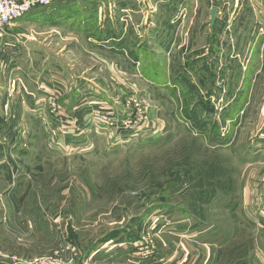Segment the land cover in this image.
Returning a JSON list of instances; mask_svg holds the SVG:
<instances>
[{
	"label": "rangeland",
	"instance_id": "rangeland-1",
	"mask_svg": "<svg viewBox=\"0 0 264 264\" xmlns=\"http://www.w3.org/2000/svg\"><path fill=\"white\" fill-rule=\"evenodd\" d=\"M177 1L151 2L153 40L137 38L150 13L130 0L126 39L103 42V0L85 15V55L49 27L0 44V236L62 212L45 256L95 264L61 236L89 248L124 235L140 264H206L211 251L209 264H264V9L183 0L168 19Z\"/></svg>",
	"mask_w": 264,
	"mask_h": 264
},
{
	"label": "crops",
	"instance_id": "crops-1",
	"mask_svg": "<svg viewBox=\"0 0 264 264\" xmlns=\"http://www.w3.org/2000/svg\"><path fill=\"white\" fill-rule=\"evenodd\" d=\"M97 1L100 3V1L102 2L103 0H85V4L87 5L85 11H81L79 8H77L79 5H76L75 12H73V8H71L72 5H70L71 7L63 6L62 10L60 11V14L55 15V18L52 21L49 18L36 16L39 11H41L40 13H42L44 10L45 12L47 10L49 11L50 9H48V7H44L39 10L37 9L31 12V14H27L24 17L14 21L9 27L5 28L4 32L0 36V44L4 42L3 46L6 47V50L8 52H10L13 49L19 48L18 44L29 36L28 31L32 27H49L52 32L57 31V29H61V34H63V37H60V39L66 42L73 41L76 49H78V52L81 55H85L86 53L90 52L89 50H91V41L96 42L94 39L88 40L89 38L87 37V35L84 34V32L88 31V29L91 27L93 21L92 14L89 18H86L85 15H88L87 13H89V11H92V13L95 12V8L97 7V5L94 2ZM128 1L130 0H107V7H105L103 3H100V6L97 7L99 9L98 19L99 22H102L105 27L104 31L114 33L112 37L102 38L101 40L103 42L109 41L108 43L111 44L115 40L123 41L124 39H126L127 32L125 29L127 28V25L129 26L130 22L128 23V20H126L124 16L125 14L122 15L120 11H133V9L136 10V5H131L128 3ZM157 1H162V5L165 6L166 0H143L144 5L142 7H146L148 11V13L146 14L150 13V15H146V17L141 20L143 28H140L141 32L139 33L138 31V34H136L139 40H144L146 37L153 40L154 37H157L158 28L156 27L157 24L154 21L157 18L156 10H154V12L150 11V9L152 8L151 2L157 3ZM180 1L182 2L183 0H178L174 5H171V11H174L175 15H169L168 19L175 21L180 19V15L178 14L180 9H177L176 11V7H180L181 9L182 7H184V5L182 6L179 4ZM186 1L189 2L192 0ZM261 1L263 2V5L261 4ZM122 5H124L125 7H123ZM238 5L239 0H234L233 6ZM250 5L251 7L255 6V8L259 10L260 8L264 9V0H258L257 2L255 1V3L253 2ZM102 8H104L103 15ZM214 9H216V22L218 20L220 21L222 17V13H220V8L216 7ZM51 10L55 11V8ZM55 13H57V11H55ZM174 33L175 32L172 31V35L170 36L171 42H173ZM100 36L101 35H97V37ZM114 36L119 38H113ZM97 44H99L98 41ZM104 48L106 49L107 47ZM260 131V136L257 140L258 144L260 145L258 151H261L260 153H263L264 126ZM39 215L38 218L47 217L46 212H40ZM48 217L52 222L47 223L46 221H37L35 225V230L29 237L24 236L22 233L20 236H18V234H16V229L11 231V233H7L6 235L3 233L2 236H0V264H24V262L30 258L45 256L44 254L47 252V248L50 246L53 240L55 241L54 234H51V232L48 231V225H53L52 227L55 228L61 226L62 224L60 223V220L63 218V213H51L50 215H48ZM12 219H15V217H12ZM52 227H50V229H52ZM55 234L58 233L55 232ZM83 234L84 231L79 230V228H76L73 233V235L75 236H81ZM48 236H50L51 239L48 240ZM65 237L66 235L61 236V239L57 245L58 247L60 244L64 243L68 245L71 249H74L77 256L83 255L84 257H86L87 260H91L95 264L141 263V260L139 261V256L135 254V249L130 250V246L128 243H126V237L124 235H120L112 241L110 240L102 244L98 243L95 246L92 245L89 248L85 247V244L82 242L81 244L79 242H73V244L65 242ZM4 242L6 244H4ZM198 251L200 250L198 249ZM205 256H208L205 257L206 264L213 262L212 251L210 252V255L205 254ZM201 260L202 259L197 261L196 264H200Z\"/></svg>",
	"mask_w": 264,
	"mask_h": 264
},
{
	"label": "built area",
	"instance_id": "built-area-1",
	"mask_svg": "<svg viewBox=\"0 0 264 264\" xmlns=\"http://www.w3.org/2000/svg\"><path fill=\"white\" fill-rule=\"evenodd\" d=\"M75 0H0V36L5 28L25 15L54 4ZM24 264H77L73 258H62L58 255L33 257ZM84 264V263H83ZM91 264V263H85Z\"/></svg>",
	"mask_w": 264,
	"mask_h": 264
},
{
	"label": "water",
	"instance_id": "water-1",
	"mask_svg": "<svg viewBox=\"0 0 264 264\" xmlns=\"http://www.w3.org/2000/svg\"><path fill=\"white\" fill-rule=\"evenodd\" d=\"M215 17H216V9L213 8L210 10V26L214 24Z\"/></svg>",
	"mask_w": 264,
	"mask_h": 264
},
{
	"label": "trees",
	"instance_id": "trees-1",
	"mask_svg": "<svg viewBox=\"0 0 264 264\" xmlns=\"http://www.w3.org/2000/svg\"><path fill=\"white\" fill-rule=\"evenodd\" d=\"M47 8V7H46ZM39 9H41V8H39ZM38 9V10H39ZM41 11H39L38 13H37V15L36 16H38V17H47V18H49L51 21L53 20L52 18H51V16H49V15H43V13L45 12V10L42 12V13H40ZM29 14H31V13H29ZM28 14V15H29ZM154 78V80H159V77H153Z\"/></svg>",
	"mask_w": 264,
	"mask_h": 264
}]
</instances>
